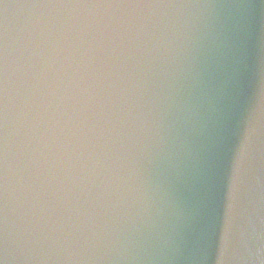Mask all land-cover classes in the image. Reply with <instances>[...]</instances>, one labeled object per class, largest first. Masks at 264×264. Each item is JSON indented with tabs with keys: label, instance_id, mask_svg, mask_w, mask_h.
Masks as SVG:
<instances>
[{
	"label": "clouds",
	"instance_id": "obj_1",
	"mask_svg": "<svg viewBox=\"0 0 264 264\" xmlns=\"http://www.w3.org/2000/svg\"><path fill=\"white\" fill-rule=\"evenodd\" d=\"M235 49L212 0H0V264H177Z\"/></svg>",
	"mask_w": 264,
	"mask_h": 264
},
{
	"label": "water",
	"instance_id": "obj_2",
	"mask_svg": "<svg viewBox=\"0 0 264 264\" xmlns=\"http://www.w3.org/2000/svg\"><path fill=\"white\" fill-rule=\"evenodd\" d=\"M262 1L212 0L233 29L235 60L217 76L204 127L177 179V264H233L240 218L249 201L260 200L254 192L264 164ZM224 221L230 237L222 235Z\"/></svg>",
	"mask_w": 264,
	"mask_h": 264
}]
</instances>
